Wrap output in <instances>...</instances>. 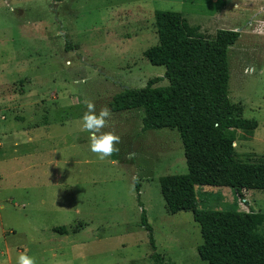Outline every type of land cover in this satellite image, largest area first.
I'll return each mask as SVG.
<instances>
[{
    "label": "rangeland",
    "instance_id": "rangeland-1",
    "mask_svg": "<svg viewBox=\"0 0 264 264\" xmlns=\"http://www.w3.org/2000/svg\"><path fill=\"white\" fill-rule=\"evenodd\" d=\"M157 10L180 12L207 39L239 32L228 95L257 127L235 129L234 148L242 160L264 154V0H0V264L25 251L37 264H156L142 207L164 264H208L192 212H168L160 191V176L187 172L177 128L142 130V108L112 111L105 131L121 137L120 151L103 161L81 131L86 100L99 111L163 77L144 56L158 42ZM196 195L203 209L264 214V190L242 198L198 185Z\"/></svg>",
    "mask_w": 264,
    "mask_h": 264
},
{
    "label": "trees",
    "instance_id": "trees-1",
    "mask_svg": "<svg viewBox=\"0 0 264 264\" xmlns=\"http://www.w3.org/2000/svg\"><path fill=\"white\" fill-rule=\"evenodd\" d=\"M154 24L158 42L144 56L164 66L163 77L150 78L141 88H124L108 106L111 111L142 108V130L177 128L187 172L162 175L159 186L168 212L190 210L199 224L200 259L208 264H264V234L258 231L264 214L203 209L196 195L198 185L232 187L242 198L247 190H264V154L242 160L234 148L235 129L251 133L257 127L256 120L236 115L228 95V49L239 32L219 29L207 39L180 12L169 10L155 11ZM163 78L167 85H155ZM136 191L142 206L138 184ZM140 223L148 232L152 258L164 264L143 207ZM54 230L66 233L63 226Z\"/></svg>",
    "mask_w": 264,
    "mask_h": 264
},
{
    "label": "clouds",
    "instance_id": "clouds-1",
    "mask_svg": "<svg viewBox=\"0 0 264 264\" xmlns=\"http://www.w3.org/2000/svg\"><path fill=\"white\" fill-rule=\"evenodd\" d=\"M243 71L245 74H250L255 68L249 65ZM85 104L86 111L81 118V131L89 133L90 151L103 161L120 151L117 145L121 142V137L114 131H105L113 117L109 107L103 106L97 111L93 101L86 100ZM2 264H7V261H3ZM16 264H37V261L25 251L18 254Z\"/></svg>",
    "mask_w": 264,
    "mask_h": 264
}]
</instances>
